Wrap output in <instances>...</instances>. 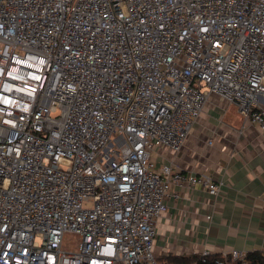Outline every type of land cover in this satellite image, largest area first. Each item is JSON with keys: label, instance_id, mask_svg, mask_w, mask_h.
I'll return each mask as SVG.
<instances>
[{"label": "built area", "instance_id": "2783aa9c", "mask_svg": "<svg viewBox=\"0 0 264 264\" xmlns=\"http://www.w3.org/2000/svg\"><path fill=\"white\" fill-rule=\"evenodd\" d=\"M213 94L264 132V0H0V264H174L155 249L173 185L225 180L153 153Z\"/></svg>", "mask_w": 264, "mask_h": 264}, {"label": "crops", "instance_id": "0c3cea01", "mask_svg": "<svg viewBox=\"0 0 264 264\" xmlns=\"http://www.w3.org/2000/svg\"><path fill=\"white\" fill-rule=\"evenodd\" d=\"M211 95L178 152L160 147L158 167L224 179L218 195L203 184L173 185L166 210L156 224L155 249L161 258L187 257L209 250L264 251V132L235 110H218Z\"/></svg>", "mask_w": 264, "mask_h": 264}, {"label": "trees", "instance_id": "16d2710c", "mask_svg": "<svg viewBox=\"0 0 264 264\" xmlns=\"http://www.w3.org/2000/svg\"><path fill=\"white\" fill-rule=\"evenodd\" d=\"M220 256V254L210 253L208 255H203L202 253H196L187 257L169 255L168 257L166 256L162 259H167L174 264H191L193 262H196L197 264H214L215 259ZM247 257L252 263L264 264V257L262 256V252L254 251L248 253Z\"/></svg>", "mask_w": 264, "mask_h": 264}, {"label": "rangeland", "instance_id": "374dc122", "mask_svg": "<svg viewBox=\"0 0 264 264\" xmlns=\"http://www.w3.org/2000/svg\"><path fill=\"white\" fill-rule=\"evenodd\" d=\"M217 100H219L218 97H217ZM215 104H216V108L218 110H221V109L222 110H224V109L235 110V112L238 113L236 106L234 104H232V103H228L226 101L223 102V101L219 100V101L215 102ZM77 240H78V235L77 234H73V233H67V234H65V241L66 242L75 243Z\"/></svg>", "mask_w": 264, "mask_h": 264}]
</instances>
